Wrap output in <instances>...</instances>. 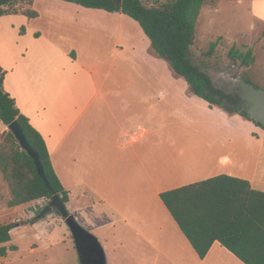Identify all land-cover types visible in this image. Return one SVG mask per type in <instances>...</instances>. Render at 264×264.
<instances>
[{"label":"crops","instance_id":"0c3cea01","mask_svg":"<svg viewBox=\"0 0 264 264\" xmlns=\"http://www.w3.org/2000/svg\"><path fill=\"white\" fill-rule=\"evenodd\" d=\"M261 6L253 14L263 24ZM25 7L39 16L0 17L4 87L44 138L69 193L67 211L99 239L106 264H216L221 253L244 264L219 242L200 260L160 195L220 175L264 192L257 187L264 176V141L250 171L240 158L248 148L237 141L251 133L264 139L261 127L196 96L203 104L189 107L194 99L185 89L180 100L177 84L161 82L164 63L146 35L136 40L132 18L62 0H33ZM42 16L47 29L67 27L65 46L59 34L37 26ZM180 116L199 129L181 130ZM46 201L17 208L33 220L32 205ZM33 221L11 230L17 260L37 255L42 238L52 248L46 220ZM27 239L22 253L20 243Z\"/></svg>","mask_w":264,"mask_h":264},{"label":"trees","instance_id":"16d2710c","mask_svg":"<svg viewBox=\"0 0 264 264\" xmlns=\"http://www.w3.org/2000/svg\"><path fill=\"white\" fill-rule=\"evenodd\" d=\"M88 9L122 13L142 28L155 56L168 62L174 74L188 84L189 93L229 114L252 120L239 108L229 106L220 89L200 66L194 64L191 50L196 45V27L206 0H62ZM33 0H0V17L22 13L37 18L36 11H17L15 7ZM22 33L25 29L22 28ZM220 40L209 44L203 57L210 60ZM228 57L240 67L250 69L255 64L253 51L231 48ZM206 64V63H204ZM7 72L0 66V121L9 126L17 121L24 130L29 145L39 155L45 175L66 205L69 193L60 182L51 162L50 153L41 134L22 114L16 101L5 90ZM245 82L253 84L244 77ZM254 85V84H253ZM256 88H259L255 86ZM0 174L7 184L9 208L52 200L53 196L38 173L34 160L22 150L14 134L0 133ZM164 206L188 240L200 260H204L215 242H219L244 264H264V192L252 189L248 181L220 175L160 195ZM59 215L60 213L56 211ZM61 216V215H60ZM33 223V220L29 221ZM13 225L0 226V257L17 250L3 246L12 240Z\"/></svg>","mask_w":264,"mask_h":264},{"label":"rangeland","instance_id":"374dc122","mask_svg":"<svg viewBox=\"0 0 264 264\" xmlns=\"http://www.w3.org/2000/svg\"><path fill=\"white\" fill-rule=\"evenodd\" d=\"M166 1L169 0H160V2ZM26 5V3L19 4L15 9L19 12L24 11L23 9L26 8ZM204 5L205 7L198 19L196 27V45L191 50V58L194 64L200 66L208 73L218 89L223 87L228 78L243 80L244 77H247L252 80L255 86L264 90V21L263 24L258 22L253 14L254 12H259L257 10L261 5V7H264V0H206ZM46 21V17L42 16L41 20L36 22V24L43 31L46 30L45 32H47L48 35L59 34L58 39H60L65 46L66 41L61 39V37L65 36L67 27L58 26V31L55 32L54 29L51 30L45 27ZM130 21L132 23V29H134L133 34L136 40L140 41L144 33L137 22L134 20ZM218 39L220 40V45L215 52V56L210 60L204 58L203 53L208 50L209 44ZM147 42L149 43L148 39ZM233 47L241 49V51L244 52H246L248 48L251 49L255 57V64L250 69L235 64L228 57V53ZM160 59L163 61L162 63H164L161 66V82L163 84L172 83L173 88L174 84H177L180 100H183L181 96L186 90V95L194 99L192 102H188L189 107L199 110V105L201 103L203 104V101L194 96H190L191 94L189 93L186 81L174 74L167 61L162 58ZM208 120L209 119H206L204 123L207 124ZM179 123L182 124L181 130L191 128L199 129L195 125L189 127L186 119L181 116ZM0 125H2L1 122ZM1 128L2 126H0V133L9 131L7 126L4 130H1ZM260 130L264 131L262 128H260ZM221 133L227 132L221 131ZM261 134L262 133H259L260 139L257 137L258 134L253 136L251 133V139L244 134L241 140H237L242 147L248 148L244 150L245 152L243 151V155L241 154L240 156V158L243 159L246 171L252 169L255 152L261 147L264 141ZM257 187L264 191V176L258 177ZM9 200L10 193L8 186L3 181L2 175L0 174V226L10 224L13 225L12 230H21V226L16 227V225L21 222L27 225L30 219L24 215L26 211H20L17 207L9 208L7 206ZM47 203H49V201L32 205L34 206L32 209L37 211L36 217L33 218V220L38 218ZM42 220H46L43 229L47 227L46 231H48V237H51L50 241L52 242V248L48 247V241L42 238V240H39L41 248L40 251L38 250L39 252L37 255L25 258L20 255L19 258H23V260H17L16 258H18V256H15V258L14 255L18 254L9 251L7 257H0V264H48L49 260L54 261L53 264H81L73 236L71 232L69 236L66 234L70 230L62 217L56 211H53L43 217ZM28 240L29 239H27L26 242L20 243L22 253L28 251ZM36 245L35 242L30 244L31 249L36 248ZM5 246L9 249L12 246V242L5 244ZM29 252L32 253L31 251ZM221 254L220 263L218 262L216 264H240L227 254ZM209 264H213V262L211 261Z\"/></svg>","mask_w":264,"mask_h":264},{"label":"water","instance_id":"95a60500","mask_svg":"<svg viewBox=\"0 0 264 264\" xmlns=\"http://www.w3.org/2000/svg\"><path fill=\"white\" fill-rule=\"evenodd\" d=\"M223 87L227 88L230 94L236 95L241 100V103L238 106L240 110L245 111L252 120L264 127L263 89L256 88L253 84H249L243 80L234 78H228ZM7 128L14 134L22 150L27 152L28 155L34 160L39 175L44 180L47 188L53 196L52 200H50L49 203L44 206L37 219L40 220L53 211H58L73 236L75 246L80 258V263L106 264L105 252L98 238L84 229L76 221L75 217L69 214L66 205L62 202L61 198L55 194V191L52 189L45 175L39 155L29 145L21 125L17 121H15L7 126ZM21 224L24 225V222H22ZM16 226H19V224H17Z\"/></svg>","mask_w":264,"mask_h":264},{"label":"flooded vegetation","instance_id":"af4514ba","mask_svg":"<svg viewBox=\"0 0 264 264\" xmlns=\"http://www.w3.org/2000/svg\"><path fill=\"white\" fill-rule=\"evenodd\" d=\"M219 89L222 91L226 103L233 108H238L241 100L236 95L230 94L227 88L221 87Z\"/></svg>","mask_w":264,"mask_h":264}]
</instances>
